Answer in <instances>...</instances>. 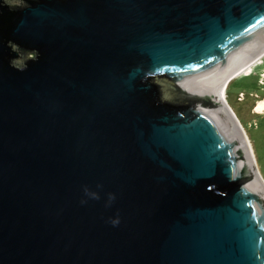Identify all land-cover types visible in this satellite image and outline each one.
I'll return each mask as SVG.
<instances>
[{
  "label": "water",
  "instance_id": "95a60500",
  "mask_svg": "<svg viewBox=\"0 0 264 264\" xmlns=\"http://www.w3.org/2000/svg\"><path fill=\"white\" fill-rule=\"evenodd\" d=\"M263 55L264 0H0V264H264Z\"/></svg>",
  "mask_w": 264,
  "mask_h": 264
},
{
  "label": "rangeland",
  "instance_id": "374dc122",
  "mask_svg": "<svg viewBox=\"0 0 264 264\" xmlns=\"http://www.w3.org/2000/svg\"><path fill=\"white\" fill-rule=\"evenodd\" d=\"M246 68L230 80L226 100L247 133L264 180V55Z\"/></svg>",
  "mask_w": 264,
  "mask_h": 264
},
{
  "label": "trees",
  "instance_id": "16d2710c",
  "mask_svg": "<svg viewBox=\"0 0 264 264\" xmlns=\"http://www.w3.org/2000/svg\"><path fill=\"white\" fill-rule=\"evenodd\" d=\"M20 3H21V1H20ZM173 89H174V92H175L176 96L180 100H183V101H192V102H201V103L210 104V101L209 100H204V99H201V98H197V97L192 96L190 94H187V93H185V92H183V91H181V90H179L178 88H175V87ZM229 89H230V87H229ZM241 92H243V91H241Z\"/></svg>",
  "mask_w": 264,
  "mask_h": 264
},
{
  "label": "bare ground",
  "instance_id": "6f19581e",
  "mask_svg": "<svg viewBox=\"0 0 264 264\" xmlns=\"http://www.w3.org/2000/svg\"><path fill=\"white\" fill-rule=\"evenodd\" d=\"M246 67H247V66H246ZM246 67H245V68H246ZM246 69H247V68H246ZM242 70H243V69H242ZM242 70H241V71H242ZM241 71H239L238 73H240ZM238 73H237V74H238ZM237 74H235L233 77H235ZM233 77L230 78V79L226 82V84L224 85V87H223V89H222V99H223L224 103H227V100H226V89H227V87H228V85H229L230 80L233 79ZM227 105L229 106L228 103H227ZM258 110H259V111H262V110H263V105H262V104H260ZM232 111H233V110H232ZM242 128H243V127H242ZM244 135H245V138L247 139V142H248V144H249L250 150H251L252 155H253V158H254V162H255L256 168H257V170H258V166H257L256 160H255L254 151H253L252 145H251V143H250V140H249V138H248V136H247V133H246L245 131H244ZM258 171H259V170H258Z\"/></svg>",
  "mask_w": 264,
  "mask_h": 264
},
{
  "label": "clouds",
  "instance_id": "9594fccd",
  "mask_svg": "<svg viewBox=\"0 0 264 264\" xmlns=\"http://www.w3.org/2000/svg\"><path fill=\"white\" fill-rule=\"evenodd\" d=\"M93 195V198H96V199H98L99 197L98 196H96L95 194H92ZM110 199H114V197H110ZM113 223L115 224V223H118V221H113Z\"/></svg>",
  "mask_w": 264,
  "mask_h": 264
}]
</instances>
